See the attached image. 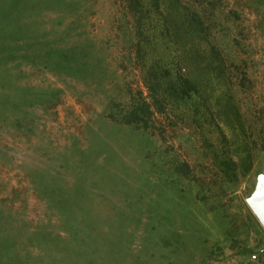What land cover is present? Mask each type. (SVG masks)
I'll return each instance as SVG.
<instances>
[{
	"label": "rangeland",
	"instance_id": "rangeland-1",
	"mask_svg": "<svg viewBox=\"0 0 264 264\" xmlns=\"http://www.w3.org/2000/svg\"><path fill=\"white\" fill-rule=\"evenodd\" d=\"M263 189L264 0H0V264H264Z\"/></svg>",
	"mask_w": 264,
	"mask_h": 264
},
{
	"label": "trees",
	"instance_id": "trees-1",
	"mask_svg": "<svg viewBox=\"0 0 264 264\" xmlns=\"http://www.w3.org/2000/svg\"><path fill=\"white\" fill-rule=\"evenodd\" d=\"M197 22H199V25L200 26H204V21L202 20V18H197L196 20ZM186 22V21H185ZM205 40H208V46H210V50H201L199 52V57H200V62L202 61L203 63L206 62L207 60V54L208 52L210 53L211 50L213 51V53H216L218 56H220L219 58H221V54L219 51H217V48L214 46V45H211V41H210V38L209 37H205ZM186 55V52H181V54L179 53V57H180V61L183 60V58L185 57ZM220 61L222 62L223 59H220ZM210 77V76H209ZM209 77H206L205 80L209 81ZM161 90H162V86L161 84L158 82V83H154V79H150L149 78V119H152L155 115V111L153 109H157L158 112H162L164 109L163 107V102H164V99L161 98ZM193 90V89H191ZM250 171V168H248L246 170V173Z\"/></svg>",
	"mask_w": 264,
	"mask_h": 264
},
{
	"label": "water",
	"instance_id": "water-1",
	"mask_svg": "<svg viewBox=\"0 0 264 264\" xmlns=\"http://www.w3.org/2000/svg\"><path fill=\"white\" fill-rule=\"evenodd\" d=\"M252 207L255 213L260 218L262 224L264 225V189L259 193L256 199L252 202Z\"/></svg>",
	"mask_w": 264,
	"mask_h": 264
}]
</instances>
